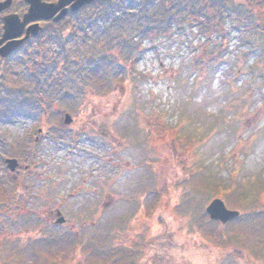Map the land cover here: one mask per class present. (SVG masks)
I'll use <instances>...</instances> for the list:
<instances>
[{
	"label": "rangeland",
	"instance_id": "374dc122",
	"mask_svg": "<svg viewBox=\"0 0 264 264\" xmlns=\"http://www.w3.org/2000/svg\"><path fill=\"white\" fill-rule=\"evenodd\" d=\"M122 1L124 8L137 3ZM102 23L97 20L99 28ZM87 25L69 22L65 45L72 60L93 58L89 54L96 34ZM71 27H76L74 36ZM142 41L132 60L144 74L141 81L132 84L129 68L121 70L125 66L118 63L106 66L105 73L120 70L125 82L110 88L106 100L81 95L77 87L70 90L79 103L75 113L67 111L70 123L61 115V133L76 145L53 138L48 125H42L46 121L35 113L23 127L6 129L10 141L24 150L9 156L18 161L15 170L5 166L0 174L10 182L18 178L19 188L32 182L29 212H39L56 232L69 229L94 238L102 249L107 239L114 247H128L142 237L148 244L137 264H264L247 249L264 237V79L258 69L250 68L263 56V43L258 40L260 46L247 50L250 39L243 31L218 36L215 42L227 48L224 60L199 73L195 61L207 40L193 25H175L166 35ZM46 50L61 54L55 44ZM9 64V85H28L31 60ZM66 82L61 83L65 88ZM33 133L48 138L36 145L38 156L30 157L26 153L34 151ZM179 135L183 145L178 147ZM32 158L35 171L28 162ZM225 185L233 187L227 197ZM237 186L260 192L245 197ZM215 196L240 215L225 224H209L211 234L206 235L198 221ZM57 210L63 224L53 223ZM21 225L2 229L0 223V239L19 236L23 245L44 233ZM76 260L81 262L82 256ZM118 261L112 255L97 264H121Z\"/></svg>",
	"mask_w": 264,
	"mask_h": 264
},
{
	"label": "trees",
	"instance_id": "16d2710c",
	"mask_svg": "<svg viewBox=\"0 0 264 264\" xmlns=\"http://www.w3.org/2000/svg\"><path fill=\"white\" fill-rule=\"evenodd\" d=\"M121 1L95 0L90 4L93 9L89 13L79 14L80 17L76 19L94 29L96 40L93 42L97 43L92 44V52L97 51L98 54L91 52L89 55L93 58L86 61L70 59L66 55L65 43L58 44L60 55L49 53L46 46L35 50L36 53L28 49L25 51L28 53L22 55L21 59L31 60L28 66L29 81L28 85L22 87L9 85L7 78L12 69L9 63L12 61L5 62L0 84V120L32 118L33 114L38 113L41 119L46 121L42 125H48L53 138L59 141L66 139L70 141L69 146H74L76 143L72 137H64L63 132L61 133V115L67 111L75 113V104L78 106L79 103L77 98H73L70 90L77 87L81 95L91 93L106 100L110 88L113 90L125 82L126 77H122L123 72L120 70L115 71V74L105 73L106 66L115 68L118 63L125 66L121 70L129 68L127 78L131 79L132 84L141 81L144 74L137 71L132 61L136 57L134 54L141 40L153 41L168 34L175 25H193L197 33L207 40L205 51H202L195 61L199 73H204L206 67L216 66L224 60L227 48L221 42H215L218 36L224 37L231 32L243 31L250 39L247 50H252L261 43L264 46V0H137L133 8L121 7ZM87 20L89 22H85ZM97 20L104 22L101 28L97 26ZM258 40L261 41L260 44ZM96 56L98 59H94ZM258 57V64L251 63L250 68L258 69V77L264 79V54ZM62 80L67 81V88L61 85ZM189 121L193 128V122L190 119ZM16 126L0 121V171L5 167V158L18 155L20 150H24V147L18 148L16 142L8 138L6 129ZM181 137L182 135H179L176 138L178 147L183 145ZM33 160L32 158L28 161L32 170L37 163ZM190 174L195 176L193 172ZM8 179L0 174L1 228L16 227L21 222V226L25 225L26 230L39 229L44 233L35 239L30 238L23 245L20 243L21 237L15 236L8 240L6 235H3L0 239V264H97L98 260L108 261L112 255L121 261V264H137L138 254L147 248L148 243L142 237L128 247H114L107 239L102 249L94 238L81 237L69 229L56 232L45 224V218L41 217L39 212H29L27 202L30 200L32 182L31 185L24 184L19 188L18 178L11 180L12 182ZM229 187L230 185L222 187V191L227 190L225 197L232 194L233 187ZM237 188L245 197L250 194L256 196L260 192L254 187L249 189L250 193L245 187ZM233 203L242 208L246 206L242 202ZM247 210L255 212L256 208ZM49 213H46L48 221ZM202 215V219L198 221L201 230L206 235L211 234L208 225L216 221L207 220L206 213ZM212 229L215 231L213 226ZM217 232L221 238L226 237L221 236V231V235ZM247 249L250 257L264 262V237L260 240L258 238L252 247ZM78 254L82 256L81 262L76 260Z\"/></svg>",
	"mask_w": 264,
	"mask_h": 264
},
{
	"label": "flooded vegetation",
	"instance_id": "af4514ba",
	"mask_svg": "<svg viewBox=\"0 0 264 264\" xmlns=\"http://www.w3.org/2000/svg\"><path fill=\"white\" fill-rule=\"evenodd\" d=\"M45 3H54L57 0H40ZM94 2V1H93ZM92 3V2H91ZM82 6L79 10L72 12L69 10V5L66 6L65 13L59 18H55L62 8L57 9L51 16L44 17L43 14L36 13L28 14L29 3L26 0H0V48L11 41H19V45L7 56L0 54V84L3 79V68L5 62L14 61L19 59L22 55L27 54L25 52L31 49L34 53L35 50L41 49L49 44H63L66 43V39L69 35V22L76 21L79 14L81 15L85 11L92 8L90 4ZM11 24L10 30H5V23ZM76 27H71L72 35H76ZM33 31H36L33 34ZM28 33V35H27ZM31 118L22 119H6L0 120L1 122H10L17 125V128L23 127L26 122L28 123ZM15 128V127H12ZM33 133V143L38 144L45 137ZM42 135V134H41ZM42 138V139H41ZM34 151L27 152L26 156L30 154V157L38 156L37 146H32ZM36 151V152H35Z\"/></svg>",
	"mask_w": 264,
	"mask_h": 264
},
{
	"label": "water",
	"instance_id": "95a60500",
	"mask_svg": "<svg viewBox=\"0 0 264 264\" xmlns=\"http://www.w3.org/2000/svg\"><path fill=\"white\" fill-rule=\"evenodd\" d=\"M26 1L29 3L28 14L36 13V15H39V13H41L43 14L44 17H49L57 9L62 8L60 13L55 17V18H59L65 13L66 5L69 4L70 10L74 11L80 8L82 5L91 2L92 0H57L54 3H45V2H41L40 0H26ZM10 27H11V24L6 22L5 30L9 31ZM35 33L36 31H33V34ZM19 41H11V42L4 44L0 48V54L2 56L8 55L18 45ZM63 122L65 124L71 122V116L68 113H64ZM5 163H6V166L11 171L15 170V168L18 166V161L16 158H6ZM205 212L208 214L210 219L218 220L221 223H226L227 221L238 216L239 214L237 210L227 208L224 201L220 197H215L212 200H210V202L205 207ZM56 215H57V218L55 219L54 222L56 224H62L65 220L63 215H61L60 211H57Z\"/></svg>",
	"mask_w": 264,
	"mask_h": 264
}]
</instances>
